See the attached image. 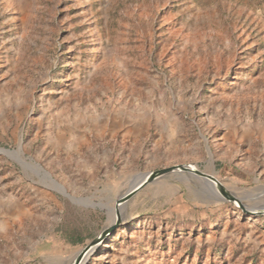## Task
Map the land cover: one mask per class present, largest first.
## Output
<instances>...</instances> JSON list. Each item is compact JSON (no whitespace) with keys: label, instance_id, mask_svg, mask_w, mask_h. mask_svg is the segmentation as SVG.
<instances>
[{"label":"rangeland","instance_id":"rangeland-1","mask_svg":"<svg viewBox=\"0 0 264 264\" xmlns=\"http://www.w3.org/2000/svg\"><path fill=\"white\" fill-rule=\"evenodd\" d=\"M0 149V264H73L185 165L86 264H264V0H0Z\"/></svg>","mask_w":264,"mask_h":264},{"label":"water","instance_id":"water-1","mask_svg":"<svg viewBox=\"0 0 264 264\" xmlns=\"http://www.w3.org/2000/svg\"><path fill=\"white\" fill-rule=\"evenodd\" d=\"M0 152L13 153V151H7V150H3V149H0ZM210 163H211V161H210ZM189 168H190V165H185V166L172 167V168H166V169H161V170L153 171V172H150V173L145 174L139 180H137L136 182H134L130 186V188L126 191V193L120 198V200L118 201L119 203H117L118 213H117V216H116V219H115L114 223L111 224V225H109L108 228H105V230L103 232L104 233L103 236H101L99 239L97 237V239L94 240V244L96 245V247L99 248L101 246L102 242L115 230L116 227L119 226V224L121 222L120 221V219H121V212H120L121 211V208L124 207L127 204V202L132 197H134L141 189H143L146 185H148L152 181L156 180L157 178H160V177L169 175L174 170L181 169L182 171H186L187 172ZM194 172L197 175L204 176V178L208 182H211L210 179H209V176H207L206 173H204L202 171H199V170H195ZM225 198L228 199V200H230L228 197H225ZM118 206H120V207L118 208ZM244 211H246V210H244ZM247 212L249 213V211H247ZM251 212H253V211H251ZM251 214H254V213H251ZM95 251H93L90 255H88L87 257H85L83 259V261H82L83 263L80 261L79 264H86V262L89 260L90 256L93 255L95 253Z\"/></svg>","mask_w":264,"mask_h":264},{"label":"bare ground","instance_id":"bare-ground-1","mask_svg":"<svg viewBox=\"0 0 264 264\" xmlns=\"http://www.w3.org/2000/svg\"><path fill=\"white\" fill-rule=\"evenodd\" d=\"M195 170H197L194 166H192V165H190V168L188 169V171L187 172H194ZM179 172H182V170L181 169H179V170H174L173 172H171L170 174H173V173H179ZM212 182H214L213 181V179H212ZM214 189L216 190V188L214 187ZM213 189V190H214ZM214 190V191H215ZM223 195V194H222ZM226 197H228L230 200H235V199H233V197H231V196H229L228 194H224ZM260 197V196H259ZM241 198V197H240ZM238 202V201H237ZM239 202H241L242 203V201H241V199H239ZM238 202V204H240ZM261 207H263V206H261ZM260 209V208H259ZM249 211H254L253 210V208L252 209H249ZM114 223V220H110V222L108 223V225H107V228L109 227V225H111V224H113ZM105 230V229H104ZM104 230L100 233V235L98 236V239L101 237V236H103V232H104ZM97 247H96V245L94 244V241H92L91 243H89L88 245H87V247H85V248H82L80 251H78L77 253H76V255H75V261H74V263L73 264H79L80 263V261L82 262L83 261V259L85 258V257H87L88 255H90L93 251H97ZM95 251V252H96ZM71 259V258H70ZM74 259V258H73ZM73 259L71 260V262H70V264H72V262H73ZM83 263V262H82Z\"/></svg>","mask_w":264,"mask_h":264},{"label":"crops","instance_id":"crops-1","mask_svg":"<svg viewBox=\"0 0 264 264\" xmlns=\"http://www.w3.org/2000/svg\"><path fill=\"white\" fill-rule=\"evenodd\" d=\"M132 184H133V183H132ZM132 184H131V185H132ZM131 185H129V187L127 188V190L130 188ZM127 190H126V191H127ZM115 197H116V196H115ZM120 198H121V196H120L117 200H120Z\"/></svg>","mask_w":264,"mask_h":264}]
</instances>
